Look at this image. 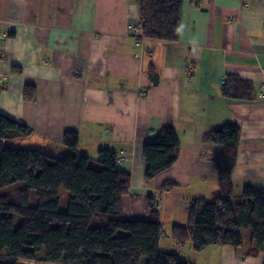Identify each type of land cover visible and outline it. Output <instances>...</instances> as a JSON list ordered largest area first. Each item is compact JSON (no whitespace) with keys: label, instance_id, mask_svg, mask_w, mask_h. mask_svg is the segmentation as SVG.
Masks as SVG:
<instances>
[{"label":"crops","instance_id":"1","mask_svg":"<svg viewBox=\"0 0 264 264\" xmlns=\"http://www.w3.org/2000/svg\"><path fill=\"white\" fill-rule=\"evenodd\" d=\"M181 1L178 39L166 42L136 40L138 0H0V113L30 128L39 144L33 149L52 156L69 153L67 131L78 132V150L91 159L102 149L123 153L119 166L131 175L124 216L147 220L149 196L162 198V251L195 264H264V253L231 247L198 253L186 243L177 250L170 236L173 226L187 225L192 201L217 190L216 147L203 143L210 130L241 129L236 197L245 185L264 189V100L256 96L264 0ZM224 78L244 98L224 95ZM166 122L176 128L178 158L146 182L143 146ZM166 182L176 186L164 190ZM243 241L250 248V237Z\"/></svg>","mask_w":264,"mask_h":264},{"label":"trees","instance_id":"2","mask_svg":"<svg viewBox=\"0 0 264 264\" xmlns=\"http://www.w3.org/2000/svg\"><path fill=\"white\" fill-rule=\"evenodd\" d=\"M138 2L144 38L178 39L181 0ZM153 70L151 67L150 77L156 84ZM235 80L231 77L233 89L237 87ZM33 91L32 86H26L30 100ZM224 95L244 98L233 94L228 85ZM31 134L30 128L0 113V191L20 185L15 194L0 193V264H195L178 252L160 249L162 223L151 195L149 219L124 216L123 200L131 191V175L120 168L116 151L102 149L91 159L78 150L76 131L64 134L63 144L69 153L61 157L8 145ZM203 140L216 147L211 161L217 169V190L211 199L190 203L188 223L172 228V240L182 246L190 243L198 253L210 246L231 247L249 256L264 253V189L245 185L235 199L232 175L240 127L220 126L205 133ZM179 146L175 126L166 122L143 146L146 182L174 166ZM93 160L97 166H91ZM175 186L166 182L163 189ZM62 191L68 199L64 211L60 210ZM32 192L37 195L36 206L31 205ZM15 216L22 221L16 223ZM244 229L251 232L250 248L243 242Z\"/></svg>","mask_w":264,"mask_h":264},{"label":"rangeland","instance_id":"3","mask_svg":"<svg viewBox=\"0 0 264 264\" xmlns=\"http://www.w3.org/2000/svg\"><path fill=\"white\" fill-rule=\"evenodd\" d=\"M187 66L193 67L192 65H190V63L186 64V67ZM29 137H31V135ZM29 137H27V138H20L18 141H16V140L14 141L13 140L10 143H8V145L11 146V147H15V148H25V149H33L36 145H39V144H35L34 143L35 142L34 138H32V140H31V138H29ZM31 142H32V144H31ZM203 143H206V142L203 140ZM206 144H208V143H206ZM40 151H42V150H40ZM43 152H45V151H43ZM92 159H94V158H92ZM124 161H125L124 154L123 153H119L118 154V163H122ZM91 166H97V164L94 162V160L91 162ZM18 188H20V185H14V186H11V187L2 189L0 191V193L1 194H9V195H12V194H15V192L18 190ZM61 197H62V203L60 205V210L64 211L67 208V202H68L67 195H66V192L65 191H62ZM152 197H154L153 198V201H154V210L157 211L160 214L161 213L160 211L162 210V205H161V200L160 199H162V198H159L156 195H154ZM157 198H159V201L157 200ZM235 199L238 200L239 198L236 197ZM37 202H38V199H37L36 192H32L31 205L32 206H36L37 205ZM188 214H189V210H188ZM15 221H16V223H20L22 221V218L20 216H15ZM170 233H172V230H170ZM246 233H247V236H245ZM170 236H171V234H170ZM242 237H244V238L246 237V241L248 240L249 237L251 239V232H250V230L249 229H244L242 231ZM173 242H174V244L176 246V249L177 250H180L181 247H182V245L180 243L176 242L175 240H173ZM159 246H160V244H159Z\"/></svg>","mask_w":264,"mask_h":264},{"label":"built area","instance_id":"4","mask_svg":"<svg viewBox=\"0 0 264 264\" xmlns=\"http://www.w3.org/2000/svg\"><path fill=\"white\" fill-rule=\"evenodd\" d=\"M136 29H137L138 34L140 33V35L137 36L136 38L137 39L143 38L141 24H139ZM187 67H188V69L191 68V66H187ZM262 73H263V80L260 82V84L257 88V97L259 99L264 100V69H263ZM225 82H226V78L223 79L222 83H225ZM157 200L159 201V198H157ZM22 264H48V263H39V262H34V261H23Z\"/></svg>","mask_w":264,"mask_h":264},{"label":"bare ground","instance_id":"5","mask_svg":"<svg viewBox=\"0 0 264 264\" xmlns=\"http://www.w3.org/2000/svg\"><path fill=\"white\" fill-rule=\"evenodd\" d=\"M141 24V23H140ZM139 25V24H138ZM141 26H142V24H141ZM142 35H143V29H142ZM136 40H140V41H144V40H146V38H144V36H143V38H141V39H136ZM190 69H192V67L190 68ZM263 80V79H262ZM226 83V82H225ZM225 83H223V84H225ZM256 96H257V92H256Z\"/></svg>","mask_w":264,"mask_h":264}]
</instances>
